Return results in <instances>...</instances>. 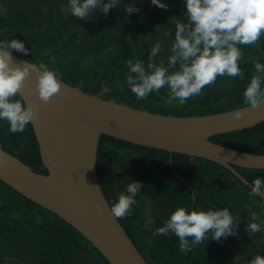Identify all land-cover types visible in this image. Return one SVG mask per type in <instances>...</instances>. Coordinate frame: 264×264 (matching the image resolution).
<instances>
[{
  "label": "trees",
  "instance_id": "16d2710c",
  "mask_svg": "<svg viewBox=\"0 0 264 264\" xmlns=\"http://www.w3.org/2000/svg\"><path fill=\"white\" fill-rule=\"evenodd\" d=\"M10 1L13 3L10 8L0 2V41L18 39L29 49L27 55L15 50L12 52L37 65L47 64L58 71L64 80L81 85L89 92L102 90V80L106 79L104 84L108 90L105 97L125 101L139 108L186 115L244 106L243 92L255 72L254 64H264L262 34L257 46H241L243 58L239 66L244 72L243 80L238 77H217L214 85L206 86L201 95L189 99L183 106L176 101L172 105L166 104L169 93L166 87L159 93L150 94L147 100H138L126 84L130 75L126 62L139 59L146 66L148 42L152 44L159 39L170 47L169 41H174L175 37V21L187 22V11L181 7L179 0H161L167 4L166 10L152 5L151 0H148V10L144 12L146 2L142 0L137 4L139 11L126 14L125 18L119 17L123 5L110 9L107 16L100 13L103 19L99 25L97 20L91 21L92 25L97 24L100 34L91 36L85 30L83 43L76 42L78 32L69 33L63 40L65 31L61 29L66 27L61 24H55L60 30L58 35L50 33L52 28H48L46 36L40 35L39 27H36L21 5L23 0ZM40 1L48 4V0ZM122 1L133 6L136 0ZM71 22L78 28L84 24L83 20L72 15ZM106 23L114 25L108 26ZM135 35L143 36L145 42L141 44L140 40L134 39ZM168 55L161 53L160 57L166 61ZM51 57H55L54 63ZM110 64L113 77L108 79ZM214 139L235 148L264 153V122L241 131L217 135ZM0 145L17 153L34 169L46 171L31 123L23 133L12 134L8 122L0 120ZM172 158L178 173L196 192L195 210L227 207L237 218V231L243 233L247 245H241L240 237L236 235L225 238L237 248L236 255L226 264H249L256 255L264 256V242L259 241L262 233L249 236L245 230L247 223L251 222V212H256L260 218L264 217V200L259 195L250 196L251 189L230 170L205 158L181 153L171 156L168 151L103 136L98 169L111 205L117 201L120 192L126 191L130 182H140L144 186L136 197L138 203L132 207V214L120 220L149 263L223 264L234 250L209 239L190 252L181 253L179 239L174 234L152 235L178 207L193 210L192 190L174 172ZM239 169L252 182L257 177L264 178V169ZM213 182L223 186L226 199L222 198L221 193L214 194L211 190ZM152 198L155 201L150 209ZM82 260L86 264H109L93 244L65 220L0 180V264H79Z\"/></svg>",
  "mask_w": 264,
  "mask_h": 264
},
{
  "label": "water",
  "instance_id": "95a60500",
  "mask_svg": "<svg viewBox=\"0 0 264 264\" xmlns=\"http://www.w3.org/2000/svg\"><path fill=\"white\" fill-rule=\"evenodd\" d=\"M21 67L32 61L12 52ZM13 66H16V65ZM60 92L40 100L37 74L30 69L20 89L26 106H36L31 122L43 166L34 169L0 145V180L27 199L74 227L109 264H150L122 223L111 215V203L98 169L103 136L171 153L215 161L251 189L239 168L264 169V153L222 144L215 136L264 122V104L202 114L152 111L105 97L107 87L84 90L62 78ZM241 116L235 117V111ZM184 180V179H183ZM185 181V180H184ZM195 198V193H193ZM264 200V195H259ZM99 205V208H98Z\"/></svg>",
  "mask_w": 264,
  "mask_h": 264
},
{
  "label": "clouds",
  "instance_id": "9594fccd",
  "mask_svg": "<svg viewBox=\"0 0 264 264\" xmlns=\"http://www.w3.org/2000/svg\"><path fill=\"white\" fill-rule=\"evenodd\" d=\"M185 3L187 22L175 21V37L169 41L170 47L157 39L149 45L146 66L139 59L126 62L130 72L126 84L138 100H147L150 94L166 87L169 90L166 104L176 101L183 106L201 95L206 86L214 85L217 77L244 79L239 66L243 58L241 46H257L264 34V0H185ZM151 4L167 9L161 0H151ZM120 6L121 0H67L62 10L66 15L70 13L85 20L96 11L107 16L110 9ZM123 7L128 15L139 11L131 4ZM12 50L27 55L29 49L18 39L0 41V120L7 121L9 132L16 134L23 133L38 118L37 107L26 106L20 96L30 69L37 74L36 88L44 103L60 92L62 77L45 63L25 61L23 67L15 64ZM165 51L169 53L166 61L160 57ZM50 59L55 62V57ZM254 68L243 92L244 104L252 109L264 104V64L255 62ZM241 114V110L235 111L236 118ZM143 187L140 182L132 181L126 191L119 193L110 209L114 219L132 214ZM249 195H264V178L257 177L252 182ZM250 219L245 229L249 236L264 231V219L256 212H251ZM238 226L237 218L227 207L207 211L178 207L152 235L174 234L179 239V251L186 253L209 239L219 242L221 238L235 236ZM249 264H264V256L256 255Z\"/></svg>",
  "mask_w": 264,
  "mask_h": 264
},
{
  "label": "flooded vegetation",
  "instance_id": "af4514ba",
  "mask_svg": "<svg viewBox=\"0 0 264 264\" xmlns=\"http://www.w3.org/2000/svg\"><path fill=\"white\" fill-rule=\"evenodd\" d=\"M57 2L54 3V1L52 0H48V4H44L42 3L40 0H23V3L21 4L22 7L24 8V10L26 11L27 15L33 20V22H35L36 27H39V31H40V35L42 36H46L48 33V28H52V31L50 32L52 35H56L57 32H59V28L58 26H56L55 24H61L62 26H65V29H61V31H65V34L63 35V40H65L68 36L69 33H73V32H78L79 33V38L76 40L77 43H83L84 41V36L83 33L86 32L85 30L89 31V34L91 36L94 35H98L100 34V30L98 29L97 24H100V21H102L103 17L100 14L101 12H96L95 14H90V17L88 19L83 20L84 24L82 26H80V28H78L77 26H75L72 22H71V14H65L63 12V7L66 5L67 0H56ZM148 0H144V2H146V8L143 9V12L145 10H148ZM180 1V5L181 7H183V9L185 11H187L186 9V3L185 0H179ZM0 2L5 3L6 6H8L9 8L12 6L11 1L10 0H0ZM14 2H16L14 0ZM140 2H142V0H136L133 3V6L135 8H137V4H139ZM121 5H127L124 1L121 0ZM132 5V3H131ZM126 15V9L123 7L121 9V13L119 14L120 18H125ZM96 21L97 20V24H93L91 21ZM104 23V22H103ZM106 25L108 26H113L114 24L112 23H106ZM38 30V28H37ZM54 30V31H53ZM58 35V34H57ZM61 36V34L59 35ZM98 38V37H97ZM134 39L136 40H140L141 44H143L145 42L146 39H144L143 36L141 35H135ZM57 41V40H55ZM151 43L148 42L147 47L149 48V45ZM84 45V44H83ZM163 54H168L167 51L163 52ZM111 67L112 64H110V68H109V75L110 78L113 77V72L111 71ZM106 81V79L102 80V89L104 86V82ZM107 87V86H106ZM108 90V87H107ZM107 92V91H106ZM159 93V92H156ZM155 93V94H156ZM174 159H171L172 162V167L174 172L176 173V175L184 182L188 185V187L192 190V209H195V204L197 202V195L195 190L192 188V186L181 176L180 173H178L175 165L173 164ZM185 181H184V180ZM211 190L214 192V194H222V198L226 199V192L224 191V188L222 185H220L219 183H215L213 182L212 186H211ZM193 193H195V198L193 196ZM219 194V195H221ZM154 199H150V209L152 208V205L154 203ZM204 210V209H203ZM261 219H264V217H261ZM262 235L261 238L259 239L260 242H264V231H261ZM236 236L240 237V243L241 245L243 244V246L247 245V241L245 240L243 233H240L239 231H237ZM235 236V237H236ZM229 237V236H228ZM227 237V238H228ZM226 238V239H227ZM231 240V239H230ZM227 246L230 247V249H234L230 255L227 256V259L224 261L223 264H226L227 260L232 259L236 253H237V248H235L233 245L229 244L225 238H221V240L219 241ZM79 264H86L85 261H80Z\"/></svg>",
  "mask_w": 264,
  "mask_h": 264
}]
</instances>
